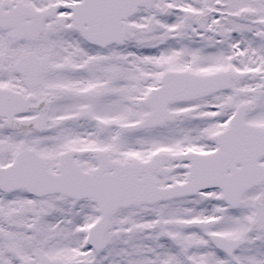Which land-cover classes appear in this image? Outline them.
Masks as SVG:
<instances>
[{"label":"snow or ice","instance_id":"obj_1","mask_svg":"<svg viewBox=\"0 0 264 264\" xmlns=\"http://www.w3.org/2000/svg\"><path fill=\"white\" fill-rule=\"evenodd\" d=\"M0 264H264V0H0Z\"/></svg>","mask_w":264,"mask_h":264}]
</instances>
